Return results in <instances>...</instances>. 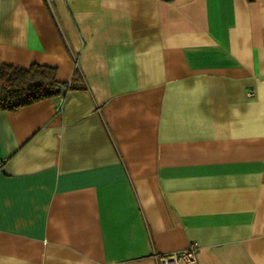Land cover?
<instances>
[{
    "label": "crops",
    "instance_id": "0c3cea01",
    "mask_svg": "<svg viewBox=\"0 0 264 264\" xmlns=\"http://www.w3.org/2000/svg\"><path fill=\"white\" fill-rule=\"evenodd\" d=\"M0 61L76 86L0 109V264H264V0H0Z\"/></svg>",
    "mask_w": 264,
    "mask_h": 264
},
{
    "label": "trees",
    "instance_id": "16d2710c",
    "mask_svg": "<svg viewBox=\"0 0 264 264\" xmlns=\"http://www.w3.org/2000/svg\"><path fill=\"white\" fill-rule=\"evenodd\" d=\"M55 72V67L50 65L32 63L28 67H19L0 61V109H17L76 88L73 80H58Z\"/></svg>",
    "mask_w": 264,
    "mask_h": 264
},
{
    "label": "built area",
    "instance_id": "2783aa9c",
    "mask_svg": "<svg viewBox=\"0 0 264 264\" xmlns=\"http://www.w3.org/2000/svg\"><path fill=\"white\" fill-rule=\"evenodd\" d=\"M196 252L197 244L195 242H191L189 246L180 251L168 252L161 255L155 254L154 256L157 260V264H179L181 262L193 263L196 259Z\"/></svg>",
    "mask_w": 264,
    "mask_h": 264
}]
</instances>
